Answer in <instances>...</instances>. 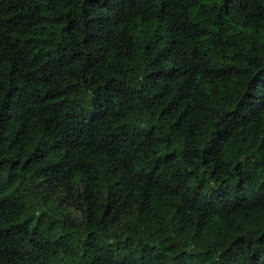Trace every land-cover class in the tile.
<instances>
[{
    "label": "trees",
    "instance_id": "1",
    "mask_svg": "<svg viewBox=\"0 0 264 264\" xmlns=\"http://www.w3.org/2000/svg\"><path fill=\"white\" fill-rule=\"evenodd\" d=\"M0 264H264V0H0Z\"/></svg>",
    "mask_w": 264,
    "mask_h": 264
}]
</instances>
